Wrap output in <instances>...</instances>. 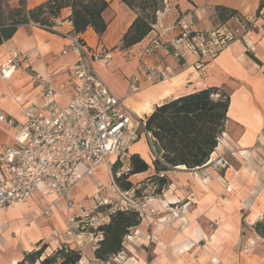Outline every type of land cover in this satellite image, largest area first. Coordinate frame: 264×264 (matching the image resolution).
Here are the masks:
<instances>
[{
    "label": "crops",
    "instance_id": "crops-1",
    "mask_svg": "<svg viewBox=\"0 0 264 264\" xmlns=\"http://www.w3.org/2000/svg\"><path fill=\"white\" fill-rule=\"evenodd\" d=\"M44 1L27 0V7ZM105 1L104 34L98 38L87 29L78 36L90 50L109 52L110 63H97V73L110 92L123 100L132 121L146 120L164 102L207 88H216L229 98L224 130L211 158L224 154L230 166L218 172L207 166L163 172L167 185L146 202V216L130 231L120 257L111 264H264V239L253 230L264 216V8L257 14L259 0H166L159 16L160 28L121 51V37L134 14L119 0ZM15 2L11 0L13 5ZM216 7L235 11L253 22L254 28L244 42L232 41L214 58L200 60L198 54L175 44L179 32L170 27L184 16L200 32L232 29L231 20L220 27L214 16ZM70 14L69 8L63 9L50 31L32 24L20 26L0 46V66L11 58L19 62L9 79L0 78V112L13 118L16 127L23 122L25 108L40 104L41 87L35 76L54 87L59 106L71 94L76 54L64 37L73 33ZM161 34V49L141 65V50L149 39ZM160 71L165 72L166 80L155 79ZM16 127L0 124V146L12 144ZM131 155L149 167L128 178L132 189L141 184L146 194L150 185L145 182L155 172L144 136L133 144ZM112 161L107 159L91 174H86L82 165L76 167L75 173L82 178L70 192L72 208L63 200L49 207L42 189L30 200L0 208V264H17L24 253L43 244L46 255L67 246L81 251L79 264H95L93 243L78 232L76 218L91 212L96 199L116 201L108 167ZM174 206L183 209L167 218L166 210ZM47 208L45 216L41 211ZM108 221L107 216L104 223Z\"/></svg>",
    "mask_w": 264,
    "mask_h": 264
},
{
    "label": "built area",
    "instance_id": "built-area-1",
    "mask_svg": "<svg viewBox=\"0 0 264 264\" xmlns=\"http://www.w3.org/2000/svg\"><path fill=\"white\" fill-rule=\"evenodd\" d=\"M165 7L166 0L163 9L157 13L152 31L160 28L159 16ZM231 22L234 26L232 29L226 27V30L200 32L188 24L184 16H179L170 29L179 32L175 44L198 54L200 60L211 59L230 42H244V37L254 28L253 22L240 15L234 16ZM162 35H155L148 40L138 58L141 65L145 58L161 49ZM64 37L72 52L76 54V61L71 70V94L65 104L59 106L54 87L47 80L35 76L41 87L40 104H31L23 110L22 124L16 127L13 118L0 112V124L16 127L12 144L0 146V208L30 200L38 189H42V193L49 198V207L60 200L65 202L67 208L74 207L70 192L82 178L75 173L76 167L82 165L85 167V173L91 174L98 166L106 163L107 159H112V163L108 164L109 170L115 165L117 176H128L132 171L129 163L130 149L140 136H144L153 159L156 158L152 148L153 140L145 130L144 120L132 121L131 113L123 105V100L110 92L97 73V63L102 66L110 63L109 52L90 50L74 33ZM246 50L252 51L250 47ZM174 55L178 56L177 53ZM18 63L15 58H11L1 65V80L9 79L18 68ZM155 79L166 80L167 75L160 71L155 75ZM136 81L137 79L133 78V82ZM221 136L222 134L217 139L216 147ZM203 166L218 172L229 167L230 163L226 155L219 154L214 158L210 155ZM160 176L162 177L163 173ZM111 178V188L116 201L102 203L96 199L91 212L76 218L78 232L92 241L94 249L102 238V234L96 229L104 223L108 214L116 210H131L136 212L141 220L146 216V202L156 196L155 185L148 186L146 194L136 196L134 190L121 191L113 182L112 173ZM104 204L109 207L105 212H99L98 208ZM182 209L183 206L168 208L167 218L175 217L177 211ZM41 213L48 216L49 208L43 209ZM162 220L164 219L159 221ZM67 234L71 235V232ZM129 239L128 234L123 243ZM75 244L79 248L80 245L77 242ZM120 255L121 253L99 264H111Z\"/></svg>",
    "mask_w": 264,
    "mask_h": 264
},
{
    "label": "trees",
    "instance_id": "trees-1",
    "mask_svg": "<svg viewBox=\"0 0 264 264\" xmlns=\"http://www.w3.org/2000/svg\"><path fill=\"white\" fill-rule=\"evenodd\" d=\"M134 14V19L122 35L119 50L125 51L145 39L153 30L157 13L164 7L165 0H119ZM69 8V21L74 34H83L91 29L100 38L106 28L102 14L108 8L105 0H46L32 8L27 7V0H0V46L10 40L20 26L35 25L52 30L60 12ZM264 8V0H259L257 14ZM233 10L221 7L214 9V16L221 26H226L234 16ZM220 29V28H218ZM214 96H217L214 98ZM229 98L216 88L178 97L155 107L152 114L144 120L145 130L153 140L152 148L155 160L152 167L155 175L145 183L156 186L158 194L167 181L161 173L176 167L187 170L201 168L213 153L217 139L223 133ZM129 163L132 168L128 176H117L116 167L110 171L113 182L121 191L134 190L136 196L143 192L141 184L138 189H132L128 178L135 174L146 172L149 167L137 155H131ZM108 204L98 208L105 212ZM108 223L97 227L102 234L98 246L93 251L94 263L106 262L110 257L118 255L123 249V240L130 231L136 228L140 219L131 210L114 211L108 214ZM254 232L264 239V216L253 226ZM46 245L26 252L17 264H79L81 251L67 246H60L49 255L45 254Z\"/></svg>",
    "mask_w": 264,
    "mask_h": 264
}]
</instances>
